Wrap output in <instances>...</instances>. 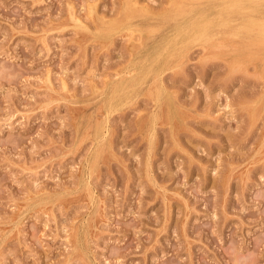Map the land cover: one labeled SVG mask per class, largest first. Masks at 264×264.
Here are the masks:
<instances>
[{
    "label": "rangeland",
    "instance_id": "obj_1",
    "mask_svg": "<svg viewBox=\"0 0 264 264\" xmlns=\"http://www.w3.org/2000/svg\"><path fill=\"white\" fill-rule=\"evenodd\" d=\"M135 1L0 0V264H264V4Z\"/></svg>",
    "mask_w": 264,
    "mask_h": 264
},
{
    "label": "bare ground",
    "instance_id": "obj_2",
    "mask_svg": "<svg viewBox=\"0 0 264 264\" xmlns=\"http://www.w3.org/2000/svg\"><path fill=\"white\" fill-rule=\"evenodd\" d=\"M125 1V0H124ZM135 1V0H134ZM170 1V3L171 4H178L179 2H181L182 4H211L210 5V8H211V10H207V8H204V12L203 11H201L200 9H202V8H197L198 10H200V12L197 14L198 16H205V14H206V12H208V14L210 13H216L215 11H216V7H219V6H222V4H223V6L222 7H220L221 9L219 10V11H217L218 13H221L220 15H222V13L224 14V13H226V8H228L227 6H228V4H231V6H233L232 4H235V7H239L241 10H244L245 8L246 9H249V10H254L255 8H253L251 5L252 4H264V0H205L204 2H198V3H192V0H169ZM135 2H138V1H135ZM167 2V1H166ZM133 4H134V2H132ZM138 4V3H137ZM146 4H148V3H146ZM169 3H167V5H168ZM249 4H251V5H249ZM139 5V4H138ZM141 5V4H140ZM123 8V7H122ZM178 8H180V7H178ZM153 9V8H152ZM165 9V8H164ZM219 9V8H218ZM156 10V9H155ZM191 10H193L192 9V7L189 9H175L174 11H176L179 15H184L185 17H189V14L191 13L190 11ZM226 10V11H225ZM234 10H235V8H234ZM233 11V10H232ZM244 11H246V10H244ZM248 11V10H247ZM148 13V12H147ZM95 14V13H94ZM229 14V13H228ZM78 17V16H77ZM218 17V16H217ZM221 17V16H220ZM79 18V17H78ZM205 19H206V17H204ZM215 18V17H214ZM223 18V17H222ZM263 17H258V16H251V14L250 15H248V17H246L245 15L244 16H240V18L238 19V18H235V21H238V22H247V20H248V22L250 23L249 25H248V30H249V32H251L250 33V35L248 36V38H247V41H246V43H245V48H246V52L249 54V55H253V54H259V53H263L264 54V51H260V49H257L256 47L257 46H262V45H264V19H262ZM216 20H218L217 18H216ZM199 21V20H198ZM210 21H212V20H210L209 18H207L206 19V22H205V26H203V27H201V26H199V25H195L194 27L196 28H194V30H196L201 36H205V37H210V32H209V30H208V27H206L207 25H209L210 24ZM213 21H215V20H213ZM204 22V21H203ZM192 24V23H191ZM142 25V24H141ZM163 25V24H162ZM130 26V25H129ZM125 27V26H124ZM123 27V28H124ZM126 28H128L127 26H126ZM125 29V28H124ZM192 29V28H191ZM132 30V29H131ZM190 30V29H189ZM194 30H193V33H194ZM83 32V31H82ZM141 32V31H140ZM139 32V33H140ZM84 34H85V32H84ZM87 34V33H86ZM195 35V34H194ZM83 36V35H82ZM143 36V35H142ZM187 37H188V35H187ZM103 38H105V36L103 37ZM87 39V38H86ZM179 39H180V37H179ZM197 39V38H196ZM196 39H193V40H196ZM214 39V38H213ZM175 40V39H174ZM162 41V40H161ZM180 41V40H179ZM202 41H204V40H202ZM190 41H188V43H189ZM194 42V41H193ZM198 42H199V40H198ZM197 43V42H196ZM172 44H173V42H172ZM182 44V43H181ZM186 44V43H185ZM184 44V45H185ZM236 44V43H235ZM141 45V44H140ZM175 45H176V43H175ZM225 45V44H224ZM136 46V45H135ZM203 46V45H202ZM255 47V48H252V47ZM177 47H178V45H177ZM228 47V46H227ZM192 48H194V47H192ZM145 49V48H144ZM187 50V49H186ZM206 50V49H205ZM158 52V51H157ZM165 52V51H164ZM163 52V53H164ZM184 52V51H183ZM196 52V51H195ZM173 53V52H172ZM176 53V52H175ZM156 54V53H155ZM161 54V53H160ZM187 54V53H186ZM194 54V53H193ZM168 56V55H167ZM215 56V55H214ZM148 57V56H147ZM188 57V56H187ZM212 57V56H211ZM156 59V58H155ZM160 59V58H159ZM166 59V58H165ZM210 59V58H209ZM229 59V58H228ZM263 59V61H264V57L262 58ZM158 60V59H157ZM160 61H162V60H160ZM164 61H166V60H164ZM148 64V63H147ZM169 64V63H168ZM238 64V63H237ZM135 65V64H134ZM159 65H160V63H159ZM149 66V65H148ZM232 66V65H231ZM243 67V66H242ZM126 69V68H125ZM158 69V68H157ZM156 69V70H157ZM127 70V69H126ZM159 70V69H158ZM132 71V70H131ZM131 73V72H130ZM129 73V74H130ZM148 73V72H147ZM117 74H118V72H117ZM120 74V73H119ZM124 74H126V73H124ZM152 74V73H151ZM159 74V73H158ZM156 75V73L154 74V76ZM259 75V74H258ZM136 77H138V76H136ZM162 78H163V76H162ZM129 79V78H128ZM264 79V78H263ZM107 80V79H106ZM160 82H162V79H161V81ZM262 83H264V82H262ZM108 84V83H107ZM125 84V83H124ZM163 84V83H162ZM165 84V83H164ZM96 85V84H95ZM109 85V84H108ZM115 86H116V84H114ZM129 85V84H128ZM160 85V84H159ZM165 86V85H164ZM256 86V85H255ZM264 86V85H263ZM106 87H108V86H106ZM96 88H98V87H96ZM122 88V87H121ZM131 89V88H130ZM164 89H165V87H164ZM102 90V89H101ZM113 90V89H112ZM104 91V90H103ZM116 91V90H115ZM93 92V91H92ZM100 92V91H99ZM157 92V91H156ZM167 92V91H166ZM129 93V92H128ZM155 94V93H154ZM95 95V94H94ZM108 95V94H107ZM122 95H123V93H122ZM150 95V94H149ZM103 96V95H102ZM110 96V95H109ZM112 96V95H111ZM126 96V95H125ZM108 97V96H107ZM120 97V96H119ZM150 97H151V95H150ZM161 98V97H160ZM106 99V98H105ZM119 99V98H118ZM122 99V98H121ZM125 99V98H124ZM126 99H128V98H126ZM111 100V99H110ZM130 100V99H129ZM138 100V99H137ZM95 101V100H94ZM153 101V100H152ZM158 101V100H157ZM119 102H121V101H119ZM206 102V101H205ZM204 102V103H205ZM106 104V103H105ZM108 104H109V102H108ZM117 104H118V101H117ZM173 106V105H172ZM73 107V106H72ZM109 107V106H108ZM108 107H107V109H108ZM113 107V106H112ZM156 107V106H155ZM127 108V107H126ZM113 109V108H112ZM112 109H110V110H112ZM116 109H117V107H116ZM125 110V109H124ZM164 110V109H163ZM106 112H107V110H106ZM164 113V112H163ZM98 115V114H97ZM164 115V114H163ZM173 115V114H172ZM164 117V116H163ZM100 118V117H99ZM152 119H153V117H152ZM151 119V120H152ZM168 119V118H167ZM176 119V118H175ZM104 120H106V118L104 119ZM161 120V119H160ZM102 121V120H101ZM168 121H169V119H168ZM177 121V120H176ZM97 122V121H96ZM106 122H107V120H106ZM106 122H105V125H107L106 124ZM161 122V121H160ZM93 123H95V122H93ZM155 124V123H154ZM176 124V123H175ZM102 125V124H101ZM156 125V124H155ZM143 126H144V124H143ZM106 127V126H105ZM108 127H109V125H108ZM98 128V127H97ZM152 128V127H151ZM91 129V128H90ZM89 129V130H90ZM150 129V128H149ZM155 129V128H154ZM88 130V131H89ZM106 130V129H105ZM86 131V130H85ZM102 131V130H101ZM155 131V130H154ZM104 132V131H103ZM153 132V131H152ZM151 132V133H152ZM101 133V132H100ZM106 133V132H105ZM148 133V132H147ZM103 134V133H102ZM84 136H85V134H84ZM94 136V135H93ZM93 136H92V138H93ZM97 136H98V134H97ZM152 136V135H151ZM102 137V136H101ZM149 137V136H148ZM81 138V137H80ZM96 138V137H95ZM94 138V139H95ZM151 139V138H150ZM95 141V140H94ZM95 147V146H94ZM100 147V146H99ZM94 149V148H93ZM94 152V151H93ZM96 154V153H95ZM93 155V154H92ZM90 158V157H89ZM91 159V158H90ZM97 162V161H96ZM94 163V162H93ZM92 164V163H91ZM89 165V164H88ZM87 165V166H88ZM92 168V167H91ZM91 171H92V169H91ZM84 176V175H83ZM83 176H81V177H83ZM88 178V177H87ZM82 182V181H81ZM88 182V181H87ZM83 183V182H82ZM84 184H85V182H84ZM81 186V185H80ZM88 186V185H87ZM90 186V185H89ZM83 187H85V186H83ZM81 188V187H80ZM87 188V187H86ZM93 188V187H92ZM75 192V191H74ZM46 193V192H45ZM76 193V192H75ZM85 193V192H84ZM97 193V192H96ZM40 194V193H39ZM44 194V193H43ZM42 194V195H43ZM67 194V193H66ZM72 194V193H71ZM93 194V193H92ZM46 195H48L47 193H46ZM79 195V194H78ZM89 195V194H88ZM44 196H45V194H44ZM43 196V197H44ZM83 196V195H82ZM87 196V195H86ZM91 196V195H90ZM39 197V196H38ZM88 197V196H87ZM37 198V197H36ZM46 198V197H45ZM51 198V197H50ZM49 198V199H50ZM35 199V198H34ZM83 199V198H82ZM89 199H90V197H89ZM88 199V200H89ZM93 199V198H92ZM38 200V199H37ZM91 200V199H90ZM33 201V200H32ZM94 201V200H93ZM92 201V202H93ZM42 202V201H41ZM89 202H91V201H89ZM47 203V202H46ZM49 203H50V200H49ZM52 203V202H51ZM45 204V203H44ZM102 204V203H101ZM104 204V203H103ZM51 205V204H50ZM41 206V205H40ZM91 206V205H90ZM104 207V206H103ZM104 210V209H103ZM98 215V214H97ZM94 216V215H93ZM90 220V219H89ZM76 226V225H75ZM90 229V228H89ZM96 230V229H95ZM82 231V230H81ZM79 234V233H78ZM83 234V233H82ZM75 236V235H74ZM73 236V237H74ZM83 236V235H82ZM88 236V235H87ZM77 237H79V236H77ZM88 238V237H87ZM80 239V238H79ZM85 240H87L86 238H85ZM82 242V241H81ZM86 245V244H85ZM81 246V245H80ZM81 250V249H80ZM85 250V249H84ZM89 251V250H88ZM87 252V251H86ZM90 253V252H89ZM95 261V260H94ZM92 262V261H91ZM91 264V263H90ZM94 264V263H93Z\"/></svg>",
    "mask_w": 264,
    "mask_h": 264
}]
</instances>
